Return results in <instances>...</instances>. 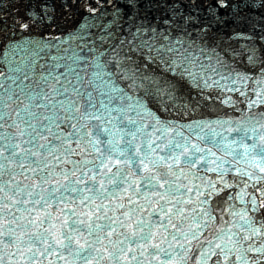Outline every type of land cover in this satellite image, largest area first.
I'll use <instances>...</instances> for the list:
<instances>
[{"label":"snow or ice","instance_id":"6c2138e0","mask_svg":"<svg viewBox=\"0 0 264 264\" xmlns=\"http://www.w3.org/2000/svg\"><path fill=\"white\" fill-rule=\"evenodd\" d=\"M0 264H264V0H0Z\"/></svg>","mask_w":264,"mask_h":264}]
</instances>
